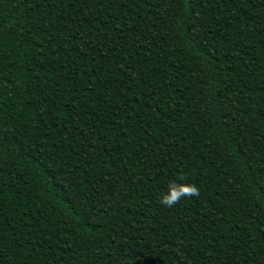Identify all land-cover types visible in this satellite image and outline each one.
I'll list each match as a JSON object with an SVG mask.
<instances>
[{
    "label": "trees",
    "instance_id": "trees-1",
    "mask_svg": "<svg viewBox=\"0 0 264 264\" xmlns=\"http://www.w3.org/2000/svg\"><path fill=\"white\" fill-rule=\"evenodd\" d=\"M0 264H264V0H0Z\"/></svg>",
    "mask_w": 264,
    "mask_h": 264
},
{
    "label": "clouds",
    "instance_id": "clouds-1",
    "mask_svg": "<svg viewBox=\"0 0 264 264\" xmlns=\"http://www.w3.org/2000/svg\"><path fill=\"white\" fill-rule=\"evenodd\" d=\"M183 179V177H181ZM200 195L199 187L192 183L171 182L168 185V192L164 194L159 203L166 208H173L185 198L198 197Z\"/></svg>",
    "mask_w": 264,
    "mask_h": 264
}]
</instances>
